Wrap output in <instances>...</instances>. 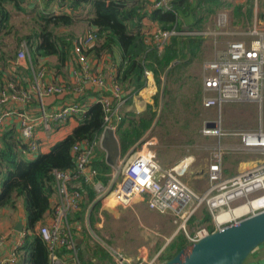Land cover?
I'll list each match as a JSON object with an SVG mask.
<instances>
[{"label": "built area", "instance_id": "1", "mask_svg": "<svg viewBox=\"0 0 264 264\" xmlns=\"http://www.w3.org/2000/svg\"><path fill=\"white\" fill-rule=\"evenodd\" d=\"M166 1L157 0L147 9L167 10ZM213 16L214 25L210 29L204 28L192 32L157 29L149 35L146 34L159 50L162 43L170 36L189 35L211 41L213 57L201 65V107L213 109L216 116L211 121L202 123L199 134L214 139L215 143L209 152V161L205 169L207 187L203 195L196 196L194 191L181 181L190 163L182 169L179 168L181 162L168 169H161L156 165L154 155L149 149L153 142L143 143L138 150H131L122 161H118L112 168L106 184L95 180L96 171L91 167L93 147L96 143H74L70 148L73 168L50 172L54 200L50 206L48 219L36 230L45 244L48 264H81L75 238L76 227L71 221L72 215L79 211L82 201L80 192L73 187L76 181L89 185L95 193L94 201L106 208L125 209L130 207L134 199H143L149 211L167 216L171 220L176 229L174 235L178 231L183 232L187 246L194 245L209 234L204 226L198 227L191 233L187 231L186 224L189 218L200 207H205L214 231H217L224 224L218 222L220 215L233 214L243 206H251L264 199V130L258 125L244 133L226 131L222 126L220 114L221 107L228 103L245 102L260 107L264 93V31L254 23L250 25L249 31L243 32L245 39L242 41L223 39L222 49L215 51L219 38L226 39L227 36L237 35V32L226 29L225 11L218 10ZM93 32L94 29L88 28L80 38L71 42L77 67L72 70L73 82L69 86L47 83L43 67H38L32 70V78L27 89L17 88L12 82L6 83L0 89V106H8V109L0 114V136L6 121L14 117L18 123V151L21 156H33L38 151L33 133L37 125L45 131H50L61 127L68 120L78 121L84 112V106L76 102V99L83 94L86 85L101 94L95 102L99 103L104 115L102 132L108 129L114 134V122L118 118V109L123 106L124 100L116 81L113 79L106 81L100 75L89 71L87 51L93 44ZM27 54L26 44L20 43L15 59L21 61L27 57ZM145 74L146 72L144 76ZM63 93L72 94L74 99L57 109L46 110L43 106V98ZM32 99L38 104L37 123L23 109ZM11 106L15 108L12 110ZM101 136L102 133L97 140L98 147ZM233 153H242L251 160L245 162L244 168H240L234 176L224 177L222 167L225 156ZM156 172L162 175L159 181L153 179ZM242 201H245V204L242 205ZM263 211L264 202L242 213H249L248 216H251ZM97 219L99 222L102 218L97 215ZM84 221L89 234L91 229L87 223V213ZM18 235L19 240L15 248L7 257L0 259V264L15 263L17 249L22 245L26 233L21 228ZM93 236L96 240L94 241L101 246H99L101 249L106 250L105 252L102 249L114 264H132V262L143 264V258L136 260L126 258L121 251L108 243L102 233L99 238L94 234ZM4 238L0 233V246ZM156 258L157 256L152 262L156 261Z\"/></svg>", "mask_w": 264, "mask_h": 264}, {"label": "trees", "instance_id": "2", "mask_svg": "<svg viewBox=\"0 0 264 264\" xmlns=\"http://www.w3.org/2000/svg\"><path fill=\"white\" fill-rule=\"evenodd\" d=\"M10 1L12 0H0V47L3 45V37L13 32L9 22L11 14L5 7L7 3H11ZM70 1L71 9L82 8L80 11L87 13L85 19L87 26L94 29L93 44L87 53L93 52L96 57L104 51L112 57L114 62L118 61L115 78L121 87L123 105L127 106L132 97L145 87L144 72H150L155 85L162 87L161 92H156L151 97L152 102L146 105L143 113L123 112L118 115L114 135L119 154L124 147H126L125 151L134 146L150 128L151 134L157 135L156 131L162 128L160 114L164 108L163 105L172 98L171 85L177 86L174 89L175 96L185 84V69L195 59L200 61L206 42L205 39L195 36H170L162 43L159 50L152 39H148L141 32L142 19L147 18L150 22L157 24L160 31L192 32L204 29L208 16L220 8H231L229 20L231 27L245 28L251 24L252 17V0H246L243 6L234 7L225 5L222 0H194L193 5L192 0H171L167 10L147 9L150 5L148 6L145 0ZM261 6L264 8V0H258L259 10ZM13 9L19 11L15 4ZM179 16L183 19L190 18V23L185 24V27L181 26L183 21L179 19ZM73 21V16L65 14H38L35 17L31 35L13 36L15 45L18 46L21 41L31 43L34 45L32 56H55L56 60L63 64L73 55L71 42L76 37L71 38L72 35H56L55 33L60 28H68ZM10 54L14 55L15 50H12ZM0 59H3V53H0ZM88 96L97 99L100 94L86 91L82 97L79 96L76 102L84 106V112L79 117L76 127L63 139L53 144L47 153L38 154L33 160L19 159L16 149L19 141L14 138L12 131H3L0 136V209H14L19 201L24 215V230L28 232L23 238L22 245L17 249L18 264H48L45 244L34 228L38 223H42L50 212L49 199L53 193L50 172L73 168L70 148L74 143H96L91 160V167L96 171L95 180L101 184H106L109 180L111 168L105 162L104 153L97 146V140L104 127V115L99 103L85 101ZM195 98L197 99V96ZM140 145V143L137 144L132 151L139 149ZM184 183L189 182L185 180ZM73 187L80 192L82 201L79 211L72 215V220L80 221L87 213L88 225L92 227L98 208V202L94 201L95 193L82 181H76ZM210 221L205 207H200L189 218L186 228L188 230L189 227L197 229L204 226L209 233H212L214 228L210 226ZM82 240L88 239L82 238ZM187 244L183 232L178 231L161 250L156 258L157 262L162 264L169 261ZM78 257L81 264H95L90 261V258L97 262L106 260L113 264L109 262L111 261L109 256L100 247L97 249L89 245L88 252L84 255L79 249Z\"/></svg>", "mask_w": 264, "mask_h": 264}, {"label": "crops", "instance_id": "3", "mask_svg": "<svg viewBox=\"0 0 264 264\" xmlns=\"http://www.w3.org/2000/svg\"><path fill=\"white\" fill-rule=\"evenodd\" d=\"M148 3V6L151 5L153 2L157 0H145ZM171 0L166 1V7L168 8L169 2ZM11 3L6 4V8L9 10L10 14L12 11L16 13H22L25 16H30L29 22H32L33 25H29V27H26L24 32L22 34H19L16 29L12 26L11 24V18L9 20L10 25L12 26L13 32L9 35L13 36H27L31 35L33 29H34V20L35 17L38 14H44V15H60V14H65L72 16L73 12H78L80 13L82 8H78L76 10L71 9L70 7V0H12L10 1ZM222 2L225 5H228L230 7L234 6H243L246 2V0H222ZM19 8V11L13 9L14 4ZM191 4H194V0H192ZM168 5V6H167ZM163 9V8H161ZM165 10V9H164ZM218 10L220 11H225L226 14L228 15V23L230 20L231 16V8H220L215 10L213 13L217 12ZM259 11H261V14H259ZM212 14V13H211ZM210 14V15H211ZM86 19V17H85ZM179 19L183 21V27H185V24L190 23V18H184L179 16ZM86 22V20H85ZM254 23L258 24V28L261 31H264V8L261 6L260 10L258 8V0H252V17H251V24L253 25ZM87 25V23H86ZM75 26V21H73L72 25H70L68 28H60L57 30L55 33L56 35H72L71 38H75V35L73 32L70 30L71 27ZM89 28V27H88ZM87 28V29H88ZM158 29L157 24L150 22L147 18H143L141 21V32L146 36V34L149 35V33L156 31ZM241 27L239 26H230L229 31H234L237 32V35H233V40L234 41H242L245 39L243 36L244 31H239ZM7 36V35H6ZM232 36H228L230 38ZM14 39V38H13ZM227 39V38H226ZM72 40V39H71ZM30 41V40H29ZM16 43L14 39V44ZM20 43H25L27 46V57L25 59H22L21 61H17L15 59L16 57V52L15 51L14 55H11L12 50H8V45L6 42L3 40V45L0 47V53H3V59H0V78L2 82V87L6 83L12 82L15 84L17 88H22V89H27L29 82L32 78V70H35L38 67H43L44 73L46 75V82L47 83H61L64 85L71 84L73 82L72 79V70L77 67L74 56L71 55V58H68L63 64H60L55 56H45V57H35L32 56L33 51H34V45L31 43H26L25 41H21ZM19 43V45H20ZM72 44V43H71ZM16 46V45H15ZM19 48V46H16ZM72 48V47H71ZM208 54L210 56L211 53V58L213 57V52L211 50L209 41L206 40L204 47L202 49L201 53V59L199 60H194L186 69H185V83H188L190 80H194L197 84V90L202 93L201 91V75L198 73L197 69V74L192 71L194 67H198L202 65L203 63V57L204 54ZM205 54V55H206ZM88 61L90 64L89 71L93 74H98L101 77H103L106 81L109 79H113L116 81V73L118 71L117 68V60L114 62L112 60V57H110L107 53L104 51H101L99 56H94L93 52H89L88 55ZM209 59V60H210ZM175 64V63H174ZM1 87V88H2ZM176 84L171 85V94L173 97L174 96V89L176 88ZM0 88V89H1ZM121 88V87H120ZM161 86L157 87L153 81L152 74L150 72H146L145 74V87L139 91L135 96L132 97L130 103L126 106L123 105L118 109V115L123 112H129L133 114H140L145 111L146 105L150 104L152 102L151 97L156 93V92H161ZM88 91L92 94H95L99 91L93 90L91 87L86 85L84 88L83 94ZM83 94L80 96L82 97ZM100 94V92H99ZM101 96V94H100ZM72 94L69 93H63L61 95H56V96H51V97H45L43 98V106L46 108V110H52V109H57L61 107L62 105L70 103L74 98ZM95 98L93 96H88L85 101L87 103H93L95 102ZM15 106H11V109L13 110ZM202 108V107H201ZM8 106H0V114L7 110ZM23 109L36 121L37 123V115H38V104L34 99H32L29 103H27ZM203 109V108H202ZM205 113H208L209 111H212L214 113L213 109H203ZM161 116V115H160ZM157 118V116H156ZM155 118V120H156ZM155 120L153 121L152 125L154 124ZM204 121H201V125ZM115 123V122H114ZM77 125V122L74 120H68L64 125H62L59 128H56L54 130L50 131H45L39 125H37L34 130V137L36 140V143L38 144V151L36 152L35 155L33 156H21L18 148L17 149V155L20 160L24 161H30L33 160L38 154H45L48 152L49 148L55 144L56 142L60 141L63 139L66 135H68L73 128H75ZM200 125V127H201ZM3 131H12V134L17 141H19V131H18V123L17 120L14 117L9 118L6 123L5 127L3 128ZM2 131V133H3ZM115 136V135H114ZM155 135L151 134V128L145 132V134L142 136V138L131 148L126 150V155L137 145V144H143L146 141H153V137ZM116 138V137H115ZM155 142V140H154ZM154 144V143H153ZM141 146V145H140ZM151 147V146H150ZM100 151L104 153L103 150L99 148ZM138 150V149H136ZM160 150V151H158ZM153 155H154V161L158 167L161 169H168L171 168L181 161H183L185 158L189 157L183 154L182 151L178 150L176 146L168 144V145H163L159 148L153 147L150 150ZM181 152V153H180ZM180 153V154H179ZM104 158H105V153H104ZM125 158V157H124ZM124 158L119 155L118 152V160L122 161ZM192 159V157H191ZM225 161V159H224ZM225 164V162H224ZM223 164V167H224ZM110 167V166H109ZM111 168V167H110ZM238 172V171H237ZM111 173H112V168H111ZM110 173V175H111ZM109 175V177H110ZM54 200V196L52 193V196L49 199V206H51L52 202ZM134 209L136 211L137 216H135L136 220L138 221V230L142 229V237L140 239L143 241V244L140 246L139 244L136 245V247H132V250L127 253L128 248L126 246V258L131 259V260H136L137 258H143V264L147 263V261H152L156 256L158 257V253L160 251L157 250L154 253V256L149 259V249L145 248L150 246V243L147 242V238L145 237L144 231L149 230L150 234L152 236H156L157 238L161 239H167V241H170L174 237L175 233V227L173 226L171 220L167 216H162L158 215L152 211H149L146 208V205L141 198H136L132 201V204L130 207L121 209V208H106L103 207L99 202H98V208L96 210V215H95V222L92 227H90L91 230L103 233V228L105 226V223L115 219L116 217H119L120 214L123 213H129ZM49 214V213H48ZM48 214L45 217L44 221L45 222L48 219ZM249 213H242L239 216H231L225 223V225L233 223L234 221H238L244 217H247ZM97 215L101 216V220L98 222ZM123 218V217H122ZM232 218V219H231ZM85 214L82 216V219L80 221L72 220L71 221L74 223L75 227V238L79 242L80 245L84 246V251L85 253L88 252V240L83 241L82 238H85V236L88 238V235H86L85 231ZM42 222V223H43ZM88 223V219H87ZM41 223H38L34 231L37 230V227ZM144 224L145 226H143ZM16 225H19L23 230H24V215H23V210L21 208V203L18 201L16 203V207L14 209H9V208H3L0 209V233L5 237L3 240V243L0 246V259L5 258L9 255V253L15 248V245L17 244L19 240V235L18 232L15 230ZM73 225V226H74ZM106 226L109 227L107 224ZM101 227V228H100ZM126 229H129V226L126 227ZM195 229L194 227H189L187 230L189 233L193 232ZM25 231V230H24ZM26 234L28 232L25 231ZM106 234V233H105ZM109 235L111 234V239L114 241L117 238V235L115 232H113L111 229L108 233ZM148 234V233H147ZM149 235V234H148ZM105 239L108 241L109 244H111V240L108 237H105ZM118 241V240H117ZM124 242V240L121 242V244ZM131 242L130 239H126V245L127 243ZM154 241H152L153 243ZM157 242L155 243L156 246ZM80 245H78L79 249ZM145 245V246H144ZM118 246H119V241H118ZM117 246V247H118ZM163 247V246H162ZM121 250L124 251L122 247ZM134 248V249H133ZM84 253V254H85ZM82 254V255H84ZM90 254V252H89ZM90 261L92 262H97L95 259L90 258ZM109 262H112L109 261ZM108 263V262H107ZM113 263V262H112ZM14 264H18V251L16 254V260ZM111 264V263H109ZM114 264V263H113ZM242 264H264V243L258 246L255 250H253L243 261Z\"/></svg>", "mask_w": 264, "mask_h": 264}, {"label": "rangeland", "instance_id": "4", "mask_svg": "<svg viewBox=\"0 0 264 264\" xmlns=\"http://www.w3.org/2000/svg\"><path fill=\"white\" fill-rule=\"evenodd\" d=\"M213 15L214 13L208 16L207 21H205L204 28L210 29L213 27L214 25ZM72 16L75 21V26L71 27L70 30L73 32L76 38H80L83 32L88 28L85 22V17H87V13L73 12ZM11 17H12L11 24L19 34H22L25 28L29 27V25H33L32 22H29L30 16H25L22 13H16L12 11ZM226 29L228 30L230 29L228 20L226 24ZM249 29H250V25H248L245 28H241L239 31H249ZM226 38L227 39L221 37L218 39L215 51H220L222 49L221 45L223 39L224 40L234 39L233 36L230 38H228L227 36ZM3 40L8 45V50L16 51V49H18V47H16L14 44V39L12 35L4 36ZM206 40L209 41L211 47V41L209 39ZM205 54L203 57L204 59L203 62L208 61L211 58V53L210 56L209 53L206 55ZM197 69H198V73H200L201 75L202 70L200 65L198 67H194L192 71H194V73L197 74ZM196 96L197 99L195 98ZM201 98H202V93L200 92V90L199 91L197 90V84L194 80H190L188 83H185L174 97L170 98L168 101L164 103L163 105L164 108L163 110H161V114H160L161 115L160 121L162 123V128L156 131L158 133L153 137L155 142L154 140L150 141L153 142L154 144L151 147H149V149L151 150L153 147L157 149L163 145L171 144L176 146V148L182 151L183 154L186 153L188 154L185 155V157L189 156L186 160L187 164L190 163L189 168L186 174L182 176L181 181L185 182V180H188L189 185L188 184L187 185L194 191L195 195L198 197L203 195V191L207 187V182L205 180V169L209 161V152L215 143L214 139L202 137L199 134V129L202 120L208 122L214 119L216 116L215 111L214 113L212 111H209L208 113L204 112V110L201 108ZM165 104H167V106ZM259 106L260 107H256L255 104L245 103V102H234V103L224 104L221 107V111H220L222 126L224 130L233 131L235 133L237 132L244 133L251 129H254L258 125H260L262 130H264V93L261 97V103ZM226 142L230 143L231 141H226ZM124 149H126V147H124L119 154L120 156H122V158L126 156V150L124 151ZM249 160H251V158L242 153H233L230 155H226L224 161L225 164L224 167H222V173L224 177L234 176L237 173V171L240 170V168L241 169L244 168L245 165L243 164ZM118 161L119 160L117 159L115 164H117ZM241 204L242 205L245 204V201H242ZM135 216H137V214L136 211H134L133 209L131 212L127 214L126 213L120 214L119 217H116L115 219L106 222L103 228L104 236L108 237L111 241H112L110 237L111 234L110 235L108 234L110 229L116 233L118 239L112 241L110 245L121 251L125 256H126V246L129 250L127 251V253H129L132 250V247H136L137 244H139L140 246L143 244V241L140 239V237H142L141 233L143 230L142 229H140V231L138 230V221L136 220ZM226 221L223 222L224 223L222 225L223 227L226 226L225 225ZM107 224L109 225V227L106 226ZM209 224L210 226L211 225L213 226V223L211 221ZM142 225L145 226L144 224ZM127 226H129V229H126ZM91 231L89 234H87V230L85 229L84 232L86 233V235H88V238L86 236L85 238L88 239L89 245L92 248L99 249L100 245L95 242L96 240L94 239L95 237L93 236V234L98 238L100 237V234L99 232L96 231L91 232ZM144 234L145 237L147 238V242L150 243L149 248L145 247L149 249V259H151L154 256V253L158 249L162 248V246H166L169 243V241L166 242L167 239L164 238L161 239V238H157L156 236L155 237L152 236L148 229L144 231ZM126 239L131 240V242L127 243V245H126ZM117 240L119 241V246ZM123 240L124 242L121 244ZM152 241L154 242L152 243ZM156 242H157V248L155 246ZM106 244L109 247H111L108 243ZM119 247H122L124 251L121 250V248ZM104 251L106 252V250ZM150 262L152 261H147V263ZM153 263L159 264L157 260L152 262V264ZM95 264H109V263H107L106 260L104 261L100 260L98 262H95ZM132 264H135V262H132Z\"/></svg>", "mask_w": 264, "mask_h": 264}, {"label": "water", "instance_id": "5", "mask_svg": "<svg viewBox=\"0 0 264 264\" xmlns=\"http://www.w3.org/2000/svg\"><path fill=\"white\" fill-rule=\"evenodd\" d=\"M99 148L105 153L107 165L113 168L119 147L112 131L106 129L102 132ZM161 177L160 172H156L153 179L159 181ZM15 230L19 232L21 227L16 225ZM263 243L264 211L209 233L194 245L185 246L172 259L162 264H242L246 257ZM76 244L80 245V241L76 240ZM80 248L84 254V246L80 245Z\"/></svg>", "mask_w": 264, "mask_h": 264}, {"label": "bare ground", "instance_id": "6", "mask_svg": "<svg viewBox=\"0 0 264 264\" xmlns=\"http://www.w3.org/2000/svg\"><path fill=\"white\" fill-rule=\"evenodd\" d=\"M188 158V157H187ZM187 158H185L183 161H181V163H180V165H179V168H183L185 165H187ZM262 202H264V199L262 200V201H260V202H258L257 204H253V205H251V206H243L239 211H235L233 214H229V213H226V214H222V215H220L219 217H218V222L219 223H221V222H224V221H226L229 217H231V216H236V215H238V214H240V213H242V212H246V211H249L250 209H252L253 207H255V206H258V205H260V203H262ZM239 216V215H238ZM232 219V218H231Z\"/></svg>", "mask_w": 264, "mask_h": 264}]
</instances>
